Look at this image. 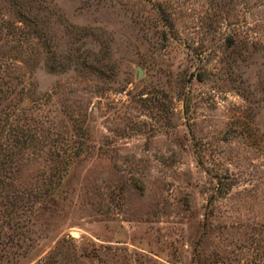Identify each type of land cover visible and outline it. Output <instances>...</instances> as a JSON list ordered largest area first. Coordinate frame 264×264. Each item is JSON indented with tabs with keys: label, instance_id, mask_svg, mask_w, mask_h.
<instances>
[{
	"label": "rangeland",
	"instance_id": "374dc122",
	"mask_svg": "<svg viewBox=\"0 0 264 264\" xmlns=\"http://www.w3.org/2000/svg\"><path fill=\"white\" fill-rule=\"evenodd\" d=\"M0 123V264H264V0H0Z\"/></svg>",
	"mask_w": 264,
	"mask_h": 264
},
{
	"label": "trees",
	"instance_id": "16d2710c",
	"mask_svg": "<svg viewBox=\"0 0 264 264\" xmlns=\"http://www.w3.org/2000/svg\"><path fill=\"white\" fill-rule=\"evenodd\" d=\"M4 127H5L4 124L0 123V149L1 148L3 149V147H7L6 146L7 143L5 142L6 137L3 135V131H2ZM1 150H0V168H2L6 164L5 162L1 161L2 159H4V155H5V153L1 152ZM58 257H61V260L66 261V258L62 255V251H57V252L53 251L48 255L47 259L45 260V264H56Z\"/></svg>",
	"mask_w": 264,
	"mask_h": 264
},
{
	"label": "water",
	"instance_id": "95a60500",
	"mask_svg": "<svg viewBox=\"0 0 264 264\" xmlns=\"http://www.w3.org/2000/svg\"><path fill=\"white\" fill-rule=\"evenodd\" d=\"M137 72H138V76H140L142 73L141 69H139V68L137 69Z\"/></svg>",
	"mask_w": 264,
	"mask_h": 264
}]
</instances>
